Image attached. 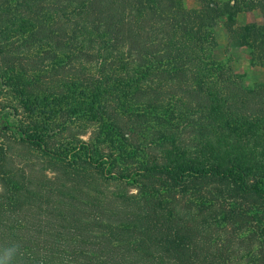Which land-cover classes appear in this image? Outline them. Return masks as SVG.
Returning <instances> with one entry per match:
<instances>
[{
  "label": "trees",
  "instance_id": "1",
  "mask_svg": "<svg viewBox=\"0 0 264 264\" xmlns=\"http://www.w3.org/2000/svg\"><path fill=\"white\" fill-rule=\"evenodd\" d=\"M181 1L23 0L24 20L0 0V84L24 104L0 109V259L264 264V83L232 91L212 57L223 16L264 66V0L236 28V0ZM15 38L34 49L25 74ZM11 145L40 178L13 177Z\"/></svg>",
  "mask_w": 264,
  "mask_h": 264
},
{
  "label": "rangeland",
  "instance_id": "2",
  "mask_svg": "<svg viewBox=\"0 0 264 264\" xmlns=\"http://www.w3.org/2000/svg\"><path fill=\"white\" fill-rule=\"evenodd\" d=\"M214 1L216 3H221L224 0ZM19 4V10L17 12L22 15L24 20H26L28 14L25 10L23 0H21ZM235 4L237 7V11L233 20L234 24L232 28H236L248 22L255 24L261 23V16L259 11L257 10V8L250 6L247 0H236ZM180 5L183 7L194 8H206L207 6V4L205 5L200 0H183L181 1ZM12 16L13 12L9 14L4 13L0 18V22H2L1 24L6 23L7 20L10 21V18ZM225 19V17L220 16L218 18H215L212 22L213 37L215 41V46L212 51V57L214 60L222 63L230 70L234 82L231 90L236 91L242 88H250L254 84L264 83V66H260L259 64H257L254 56L251 55L244 47L238 46L233 40H230L227 30L223 26V22L225 21ZM29 29L30 27L28 26L23 28V32H25L24 34H26ZM12 46V62L14 64V70L16 71L15 73L23 72V74H25L26 72H29L28 70L30 68V59L27 60L24 56H32L34 52V49L31 47V41H26L22 44L20 40H16L15 38L13 39V45H11V47ZM37 52L41 53L42 50L37 49L36 53ZM34 62H37L36 58ZM13 107L17 108L18 114H21L24 104L22 103L20 96H18L17 93L11 91L9 88L3 87L2 84H0V109ZM6 139V141L9 142L11 137H8L7 135ZM10 147L12 149L11 153H13L15 156H11V161L7 164V167L11 168V170L15 173L13 177L18 178V176L22 175V172H27V164H31V168L33 169V171H35V178H40L44 166L37 161L36 151L30 149L26 150L14 145H11ZM19 155L23 156V158L18 157ZM23 159H27V163H24ZM39 168H41V170H38ZM22 169L25 170L22 171Z\"/></svg>",
  "mask_w": 264,
  "mask_h": 264
},
{
  "label": "clouds",
  "instance_id": "3",
  "mask_svg": "<svg viewBox=\"0 0 264 264\" xmlns=\"http://www.w3.org/2000/svg\"><path fill=\"white\" fill-rule=\"evenodd\" d=\"M0 264H8V261L6 259H0Z\"/></svg>",
  "mask_w": 264,
  "mask_h": 264
}]
</instances>
